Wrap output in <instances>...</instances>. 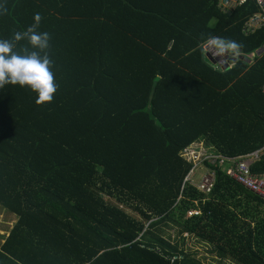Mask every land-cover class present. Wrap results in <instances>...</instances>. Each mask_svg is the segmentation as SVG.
I'll list each match as a JSON object with an SVG mask.
<instances>
[{
	"label": "trees",
	"instance_id": "trees-1",
	"mask_svg": "<svg viewBox=\"0 0 264 264\" xmlns=\"http://www.w3.org/2000/svg\"><path fill=\"white\" fill-rule=\"evenodd\" d=\"M0 5V40L40 13L57 85L39 107L30 89H0V209L17 217L0 264H204L189 241L264 264V200L219 166L200 191L181 156L199 141L229 157L264 147V25L246 31L256 0L227 14L220 0ZM210 35L242 43L239 60L204 59ZM251 173L264 175V155Z\"/></svg>",
	"mask_w": 264,
	"mask_h": 264
},
{
	"label": "clouds",
	"instance_id": "clouds-1",
	"mask_svg": "<svg viewBox=\"0 0 264 264\" xmlns=\"http://www.w3.org/2000/svg\"><path fill=\"white\" fill-rule=\"evenodd\" d=\"M0 8L4 6L0 5ZM41 20L40 13H36L34 23L26 31L14 32L11 40H0V89L6 85L30 89L36 94L38 107L51 103L57 91L53 61L48 52L51 36L48 32L37 31ZM22 40L28 43L19 52L14 51ZM243 47L238 41L211 35L200 45L202 57L219 69L236 63L243 54Z\"/></svg>",
	"mask_w": 264,
	"mask_h": 264
},
{
	"label": "built area",
	"instance_id": "built-area-1",
	"mask_svg": "<svg viewBox=\"0 0 264 264\" xmlns=\"http://www.w3.org/2000/svg\"><path fill=\"white\" fill-rule=\"evenodd\" d=\"M246 3L247 0H220V7L227 14ZM256 3L259 12L246 24L248 34L264 25V0H256ZM263 155L264 147L245 155L229 157L215 152V148H209L204 141L194 143L181 153L182 158L192 164L190 176L195 174L200 167H204L207 171L198 185L200 191L209 193L214 184V171L209 170L208 165L219 166L226 176L264 200V175L255 176L251 173L252 166L260 161Z\"/></svg>",
	"mask_w": 264,
	"mask_h": 264
},
{
	"label": "rangeland",
	"instance_id": "rangeland-1",
	"mask_svg": "<svg viewBox=\"0 0 264 264\" xmlns=\"http://www.w3.org/2000/svg\"><path fill=\"white\" fill-rule=\"evenodd\" d=\"M206 173L207 171L204 169V167H200V169H198L197 174L194 177L195 182H200ZM14 218L16 219L17 217L8 214L0 209V236H5V237L8 236L9 232L12 230V228L17 222V220H15ZM2 243L3 241L0 240V245ZM188 244L192 248V250L198 252V257L201 258L202 263L204 264H233L228 262V260H226V262L224 263H221L220 259H218L216 256H214L213 253L210 252L211 247L205 245L204 243L195 244L192 241H189Z\"/></svg>",
	"mask_w": 264,
	"mask_h": 264
},
{
	"label": "water",
	"instance_id": "water-1",
	"mask_svg": "<svg viewBox=\"0 0 264 264\" xmlns=\"http://www.w3.org/2000/svg\"><path fill=\"white\" fill-rule=\"evenodd\" d=\"M263 51L264 50H260L258 53H257V56H261L263 54ZM215 62V61H214ZM225 68H227V65L225 66Z\"/></svg>",
	"mask_w": 264,
	"mask_h": 264
},
{
	"label": "crops",
	"instance_id": "crops-1",
	"mask_svg": "<svg viewBox=\"0 0 264 264\" xmlns=\"http://www.w3.org/2000/svg\"><path fill=\"white\" fill-rule=\"evenodd\" d=\"M16 220H17V218H16ZM17 223V222H16ZM13 229V228H12ZM9 235V234H8ZM4 243V242H3Z\"/></svg>",
	"mask_w": 264,
	"mask_h": 264
}]
</instances>
